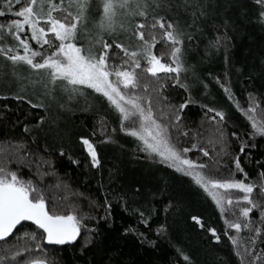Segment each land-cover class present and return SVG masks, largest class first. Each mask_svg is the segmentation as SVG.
Listing matches in <instances>:
<instances>
[{"label": "snow or ice", "instance_id": "snow-or-ice-1", "mask_svg": "<svg viewBox=\"0 0 264 264\" xmlns=\"http://www.w3.org/2000/svg\"><path fill=\"white\" fill-rule=\"evenodd\" d=\"M251 4L255 9L256 23L264 26V0H251ZM216 8V0H3L0 17L11 15L14 18L8 23H0V57L5 61L3 72L8 89L6 93L0 91V99L25 101L32 109H42L48 114L40 117L33 129L25 127L24 131L28 133L43 130L46 124L50 131L53 124L59 128L62 114L73 112L81 103V110H95L100 103L99 97L104 98L118 114L119 131L138 142L136 152L145 153L146 158L153 161L158 158L160 163L175 172L190 177L211 197L222 215L231 210L232 218H225L224 223L227 229L237 233L229 239L237 246L236 255L241 258L242 264L246 257L251 258L248 264H264V247H261L264 245V203L253 198L256 186L240 179H217L207 174L209 165L189 158L188 153L198 150L208 157L209 152L199 143H193L191 148H181L172 139L173 129L181 136L189 135L187 131H181L183 113L190 104L199 103L198 97H193L192 88L196 83H203L195 65L187 64L185 59L191 51L188 44L194 37L206 39L205 54H215L223 49L225 63L230 66L228 20L210 29L211 32L224 30L216 36H206L202 26L213 17ZM137 18H142L141 22H137ZM158 32L171 45L170 63L162 62V58L153 52L159 42ZM30 41H34L40 50H35ZM261 71L264 74V63ZM162 73L174 80L173 86L183 88L188 93V99L178 108L168 104L171 114L161 111L158 119L151 93L156 94L158 102L167 103V97L161 95L166 87V83L161 82ZM148 76L154 79L158 88L150 86L146 80ZM215 80L228 98L234 100L230 85L218 77ZM204 88H207L206 84ZM234 103L251 123L253 131L249 133V138L264 137V109L260 108L257 96L248 93L246 108L239 100H234ZM201 106L204 117L214 123L215 141L221 144L217 156H226L228 142L224 139L223 129L227 114L213 104ZM54 107L57 109L55 114L52 111ZM105 123L102 119V129ZM112 132L116 133L117 129L113 128ZM232 135L237 134L233 132ZM33 142L39 143L38 140ZM79 142L90 158V166L99 169L102 158L97 144L87 136H80ZM45 143L49 149L53 147L47 141ZM100 143L116 144L118 139L110 135ZM245 146L241 145V153L245 151ZM23 147L21 144L13 149L15 159L5 150V158L0 160V241L7 243L18 226L23 227L22 222H31L42 233L24 232L23 236L15 237L17 242L23 237H30L32 241L41 239L49 245L75 242L81 235V229L85 228L84 220L90 217H81L75 210L60 213L49 206L44 189L32 179L23 178L20 172L21 167H30V162L19 154ZM120 147L123 148V145ZM60 155L64 156L65 152L60 151ZM233 162L236 171L244 173L247 179L240 157H235ZM9 163H16L17 170L9 168ZM73 163L78 164L79 161L74 160ZM37 175H41L39 166ZM260 176L264 177V173ZM261 192L264 193V184L261 185ZM163 195L164 189L146 192L142 186H136L134 190L124 192L119 199L125 204L129 200H142L139 207L133 208V214L138 213L141 223L146 224L155 211L152 200ZM172 207L171 203L166 205L165 212ZM254 209L260 212L258 221L250 217ZM102 219L107 221V216ZM192 220L204 227L199 217L192 216ZM208 230L219 242L216 229ZM86 231L93 237L98 235L97 229ZM164 231L161 227L160 234ZM242 231L248 235L243 251H240L239 234ZM91 242L94 240L86 241L84 247ZM36 248L42 250L40 243L36 244ZM24 251L29 249L25 246ZM0 252V264H47V261L34 257L24 260L18 243L2 248ZM177 254L185 264H193L183 248H177Z\"/></svg>", "mask_w": 264, "mask_h": 264}, {"label": "trees", "instance_id": "trees-1", "mask_svg": "<svg viewBox=\"0 0 264 264\" xmlns=\"http://www.w3.org/2000/svg\"><path fill=\"white\" fill-rule=\"evenodd\" d=\"M216 3L215 14L202 26L206 36H216L224 30L211 32L210 29L228 20V35L231 38L228 56L231 63L230 66L226 65L223 49L206 55V39L194 37L188 44L191 51L185 59L187 64L195 65L203 83H196L192 88L193 97H198L199 103L190 104L183 113L181 131H187L189 135L181 136L173 129L172 139L181 148H191L193 143H199L209 152V156L193 150L188 153L189 158L208 164L206 173L217 179H240L254 184L253 198L264 203V193L261 192L264 177L260 176V173H264V137L249 138V133L253 131L251 123L234 103V100H239L246 108L248 93L252 92L260 101V108L264 109V74L261 71L264 63V26L256 23L251 0H216ZM13 18L11 15L0 17V23H8ZM141 20L137 18V22ZM157 39L159 42L153 49L154 54L160 56L162 62L170 63L171 45L160 32ZM160 77L161 82L166 83L161 95L167 97V103L158 102L156 94L151 93L158 119L161 111L171 114L168 104L178 108L188 99V93L183 88L173 86L175 82L170 76L162 73ZM216 77L230 85L234 100H230L220 84L216 83ZM146 80L151 87H159L150 76ZM204 84L207 88H204ZM99 100L95 110H81V105L73 112L63 114L59 128L53 124L50 131L46 124L43 130L26 133L25 127L33 129L40 117L48 114L42 109H32L25 101L0 99V160L5 158V150L15 159L13 149L24 145L19 154L30 162V167L20 168L23 178L32 179L38 187L43 188L49 206L57 212L75 210L81 217H90L84 220L85 228L81 229V235L75 242L49 245L41 239L32 241L30 237H23L17 242L15 237L23 236L24 232L42 233L31 222H22L23 227L18 226L7 243L0 241V249L18 243L24 260L34 257L47 261V264H185L177 254V248H183L193 264H242L241 258L236 255L237 246L229 239V236H237V233L227 229L224 223L225 218H232L231 210L222 215L211 197L190 177L175 172L160 163L158 158L153 161L146 158L145 153L136 152L138 142L119 131L118 114L104 98L99 97ZM205 103L213 104L227 114L223 129L224 139L228 142L226 156H217L221 144L215 141L214 123L204 117L201 105ZM102 119L106 122L103 129L100 124ZM257 119H260L259 114ZM113 128L117 129L116 133L112 132ZM233 132L237 135L233 136ZM110 135L117 138L118 143H100ZM80 136H87L97 144L102 158L99 169L90 166V158L81 148ZM34 140L39 143H34ZM45 141L53 147L49 149ZM242 144L246 145L243 153L240 152ZM60 151H64L65 155L61 156ZM237 156L247 173V179L244 173L235 169L233 161ZM74 160L79 163H73ZM38 166L41 175H37ZM8 167L17 170L16 163H9ZM136 186H142L146 192L157 188L165 190V195L152 200L155 211L146 224L141 223L138 213L133 214V208L139 207L142 200H129L125 204L119 199L124 192L134 190ZM169 203L173 207L165 212ZM64 204L70 208L63 209ZM236 211L238 213V209ZM259 215V210L254 209L250 217L258 221ZM105 216L107 221L102 219ZM192 216L199 217L204 227L195 224ZM161 227L165 230L163 234H160ZM211 228L216 229L219 242L208 230ZM86 229H97L98 235L93 237ZM247 235L246 231L239 234L240 251H243ZM93 240L84 247L86 241ZM37 243H40L42 250L36 248ZM25 246L29 251H24ZM250 259L246 257L243 264H248Z\"/></svg>", "mask_w": 264, "mask_h": 264}, {"label": "rangeland", "instance_id": "rangeland-1", "mask_svg": "<svg viewBox=\"0 0 264 264\" xmlns=\"http://www.w3.org/2000/svg\"><path fill=\"white\" fill-rule=\"evenodd\" d=\"M3 4V1H1L0 2V5H2ZM26 34H27V30H26ZM30 43L33 45V47H34V49L35 50H40V48H38L37 46L38 45H36L35 44V42L34 41H30ZM45 48H47V46H45ZM50 51V50H49ZM21 52H22V49H21ZM8 63H10V62H8ZM4 64H5V61L3 60V58L2 57H0V91H2V92H7L8 91V89L5 87V81H4V72H3V67H4ZM161 78V77H160ZM154 81V80H153ZM13 91H15V88H13ZM81 105H82V103H81ZM154 109V108H153ZM53 114H55V112L57 111V109L54 107L53 108ZM154 112H155V114H156V110H154ZM65 114V113H64ZM63 115V114H62ZM61 115V116H62ZM61 118V117H60ZM60 121V120H59ZM57 202L59 203V205H60V202L57 200ZM68 205V204H67ZM62 208L63 209H67V208H70V207H68V206H65V204L64 205H62ZM2 247V245H0V248Z\"/></svg>", "mask_w": 264, "mask_h": 264}]
</instances>
